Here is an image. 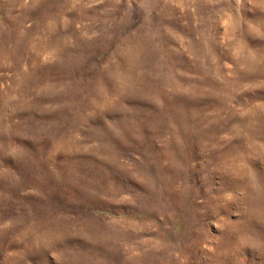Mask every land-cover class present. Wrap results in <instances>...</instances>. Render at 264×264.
I'll use <instances>...</instances> for the list:
<instances>
[{"label": "rangeland", "instance_id": "obj_1", "mask_svg": "<svg viewBox=\"0 0 264 264\" xmlns=\"http://www.w3.org/2000/svg\"><path fill=\"white\" fill-rule=\"evenodd\" d=\"M0 264H264V0H0Z\"/></svg>", "mask_w": 264, "mask_h": 264}]
</instances>
